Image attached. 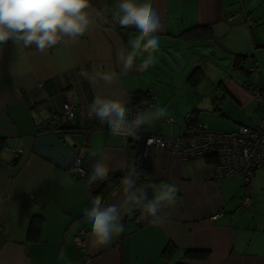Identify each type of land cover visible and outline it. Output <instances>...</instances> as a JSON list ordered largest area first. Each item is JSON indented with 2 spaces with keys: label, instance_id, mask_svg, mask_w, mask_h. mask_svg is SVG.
Returning <instances> with one entry per match:
<instances>
[{
  "label": "crops",
  "instance_id": "crops-1",
  "mask_svg": "<svg viewBox=\"0 0 264 264\" xmlns=\"http://www.w3.org/2000/svg\"><path fill=\"white\" fill-rule=\"evenodd\" d=\"M118 3L91 0L94 22L74 42L44 52L11 40L0 44V264H264V168L246 185L240 174L216 179L212 160L183 161L151 149L138 161L136 147L88 115L100 95L122 98L127 108L132 102L142 109L166 108L167 116L143 129L148 135L182 137L188 119L213 130L217 116L220 124H235V131L256 128L261 116L246 117L256 110L246 82L222 74L209 78L207 70L220 65L222 53L234 72L235 56H244L254 72H261L264 88V0H151L164 27L156 33L160 45L154 64L143 73L122 72L117 64L118 50H128L129 41L139 35L134 27L114 23ZM105 71L117 73L114 83L96 77ZM82 72L96 77L95 82ZM68 97L73 109L65 117ZM42 114L60 120L53 135L67 148L65 137L77 149L85 142L82 168L88 176L103 158L111 168L106 179L136 168L138 187L155 186L147 188L149 199L160 185H175L176 203L160 212L163 225L138 226L141 209L121 208L123 232L106 246L92 247L84 209L106 179L89 185L88 176L74 179L34 153L35 139L51 129L37 131L47 124ZM120 188L104 204L121 205ZM247 197L252 202L245 206ZM80 230L87 232L85 250L74 244Z\"/></svg>",
  "mask_w": 264,
  "mask_h": 264
},
{
  "label": "clouds",
  "instance_id": "clouds-1",
  "mask_svg": "<svg viewBox=\"0 0 264 264\" xmlns=\"http://www.w3.org/2000/svg\"><path fill=\"white\" fill-rule=\"evenodd\" d=\"M91 6V0H0V44L11 40L14 44L22 43L26 48L34 45L38 51L44 52L58 43L74 42L77 37L86 33L94 22L92 14L88 11ZM116 7L117 11L113 13L112 19L121 27H134L139 33L135 39L129 41L128 50H118L117 64L122 72L135 69L143 73L154 64V54L160 45L156 33L162 31L164 25L153 10L151 0H145L143 3H137L136 0H119ZM137 57L141 58L138 64ZM81 75L93 83L96 77L105 84H112L117 79L115 71L98 72L96 77L86 72ZM126 105L127 101L122 98L97 95L89 106L88 115L107 125L110 135L125 138H138L141 129L152 126L168 115L166 108L138 109L129 120ZM81 154L83 155V152ZM72 171L75 173L80 169L74 167ZM110 171L107 160L98 159L92 166L87 183L91 185L97 180L106 179ZM139 175L140 172L136 168H131L121 178V188L118 192L122 197L121 205L104 204L101 196L97 195L92 199L91 207L84 209L85 218L91 224L92 247L106 246L114 236L123 232V225L120 223L121 208L131 212L139 207L143 216L150 218L149 222L153 226H161L165 222V217L160 215L161 209L176 203L177 187L164 183L156 188L149 199L147 188L155 186L138 187Z\"/></svg>",
  "mask_w": 264,
  "mask_h": 264
},
{
  "label": "built area",
  "instance_id": "built-area-1",
  "mask_svg": "<svg viewBox=\"0 0 264 264\" xmlns=\"http://www.w3.org/2000/svg\"><path fill=\"white\" fill-rule=\"evenodd\" d=\"M254 71L255 68L250 67L247 73L251 74ZM249 92L261 110L260 120L254 129L241 126L236 132L224 133L211 130L206 124H193L192 119H188L185 122L187 131L182 137L171 138L148 135L141 129L138 138L131 136L123 138L136 147L138 161L145 159L151 149L167 152L183 161L212 160L216 179L229 178L235 174H240L243 176L245 184L248 185L255 173L264 168V88H250ZM72 109L73 102L68 97L67 102L63 105L64 116L70 117ZM138 109L142 108L138 106L128 108L129 120L133 118ZM104 130L110 132L105 124ZM87 135L85 134L84 141H86ZM84 150H86L85 142L77 149L74 162L67 171L74 179H85L87 176V172L82 168V159L86 152ZM74 167H78L80 171L74 173L72 171ZM251 202L250 198L247 197L243 200V205H249ZM216 217L215 215L212 219ZM146 221L147 218L142 213H139L135 218L138 226L146 224ZM86 235L85 230L78 232L74 237L76 247L82 250L87 248Z\"/></svg>",
  "mask_w": 264,
  "mask_h": 264
},
{
  "label": "water",
  "instance_id": "water-1",
  "mask_svg": "<svg viewBox=\"0 0 264 264\" xmlns=\"http://www.w3.org/2000/svg\"><path fill=\"white\" fill-rule=\"evenodd\" d=\"M42 116L47 120V124L39 126L37 131L42 132L49 127L51 128L50 133L38 136L35 139L33 151L37 155L49 158L53 164L68 171L74 162V151L77 149V145L73 144L69 137H65L64 141L69 146L67 148L60 139L53 135L60 120L58 118L49 119V116L46 114H42Z\"/></svg>",
  "mask_w": 264,
  "mask_h": 264
},
{
  "label": "rangeland",
  "instance_id": "rangeland-1",
  "mask_svg": "<svg viewBox=\"0 0 264 264\" xmlns=\"http://www.w3.org/2000/svg\"><path fill=\"white\" fill-rule=\"evenodd\" d=\"M221 59L219 60V64L220 65H214V66H210L208 67V76L209 78L211 76H214L215 74L219 75V74H222V76H230V77H236V78H239L240 81H245L246 82V89H250V88H256V87H261V83H260V74L261 72H259V70H257L256 72H253L251 74H236L234 72L231 71V62L229 61V57L225 54H222L220 53L218 55ZM207 57H209V54H207ZM262 56H260V66L262 68V74H264V59L261 58ZM182 60V59H181ZM179 60V62L181 61ZM222 64V65H221ZM246 66V70L248 71V69L250 67H253L251 65V62H249L248 64L245 65ZM181 68V67H180ZM207 69V68H206ZM176 76H179V72L177 71L176 72ZM219 78H220V75H219ZM219 83V82H217ZM255 106H256V110L253 111H249L247 113V116L246 117H249V118H252V119H258L260 116H261V110L255 100ZM239 115V114H238ZM245 117V119H246ZM216 123L215 125H212L210 126L214 131H220V132H224V133H232V132H236V125L235 124H232V123H226L225 121H222V123L220 124V116L218 117H214L213 118ZM235 121V120H234Z\"/></svg>",
  "mask_w": 264,
  "mask_h": 264
},
{
  "label": "trees",
  "instance_id": "trees-1",
  "mask_svg": "<svg viewBox=\"0 0 264 264\" xmlns=\"http://www.w3.org/2000/svg\"><path fill=\"white\" fill-rule=\"evenodd\" d=\"M247 58L244 56H235L233 64H232V69L236 74H245L247 73V70L245 69L244 65L246 64ZM195 74V73H194ZM248 74V73H247ZM136 103L132 102V106H134ZM192 123L195 124V120L192 119ZM127 172V171H126ZM125 173H117L108 179H106L97 189L96 192H94V196H101L103 202L106 200V198L113 192L115 191L118 187L121 186L120 180L121 178L126 174ZM88 176V175H87ZM86 176V177H87ZM150 218H147V223L149 222ZM206 254H204L201 258H205Z\"/></svg>",
  "mask_w": 264,
  "mask_h": 264
}]
</instances>
